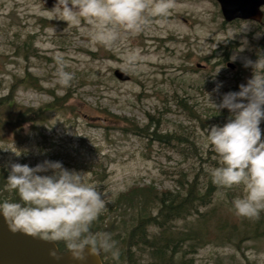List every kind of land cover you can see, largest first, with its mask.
<instances>
[{"label": "rangeland", "instance_id": "rangeland-1", "mask_svg": "<svg viewBox=\"0 0 264 264\" xmlns=\"http://www.w3.org/2000/svg\"><path fill=\"white\" fill-rule=\"evenodd\" d=\"M46 10L41 0H0V98L10 97L33 114L31 120L12 122L0 108V116L7 117L0 122V169L9 173L13 163L32 167L50 160L86 173L106 201L96 221L102 219L99 231L116 242L119 259L113 264L153 263L148 246L163 235L155 226L137 227L138 210L121 198L149 185L173 192L194 174L202 188L211 179L218 158L202 131L222 126L229 113H217L207 94L219 103L224 93L238 91L251 78L252 68L244 64L264 57V7L261 24L226 23L215 0H174L164 22L154 18L139 33L121 30L112 47L94 44L86 22L67 25ZM136 49L139 54L130 67L127 56ZM57 53L64 54L66 70L73 73L67 86L55 75ZM221 55L224 63H219ZM228 62L236 70H229ZM115 70L129 80H116ZM217 83L222 86L213 91ZM179 99L198 112L206 127L189 118ZM260 127L264 138V121ZM154 131L180 134L188 142L177 145L168 138L161 143L153 140ZM211 185L208 204L197 215L166 225L167 239L188 233L196 238L192 243L185 239L179 254L178 246L172 247L173 261L264 264V239L250 238L245 226L254 218L238 216L232 208L243 186L222 188L212 180ZM0 195L6 199L4 192ZM149 207L144 213L155 215ZM259 216L264 217V210ZM53 242L66 249L64 242Z\"/></svg>", "mask_w": 264, "mask_h": 264}, {"label": "clouds", "instance_id": "clouds-1", "mask_svg": "<svg viewBox=\"0 0 264 264\" xmlns=\"http://www.w3.org/2000/svg\"><path fill=\"white\" fill-rule=\"evenodd\" d=\"M173 6L174 0H57L51 11L67 25L86 22L94 44L112 47L121 30L139 33L154 18L164 22ZM138 54V49L129 51L126 63L130 67ZM67 63L64 54L57 53L55 75L64 86L73 79ZM244 66L252 68V75L238 91L224 93L219 103L210 101L207 94L212 108L217 113L226 109L229 118L222 126L212 125L202 132L219 161L210 171L212 182L222 188L242 185L243 195L233 200L232 208L238 216L251 219L264 210V138L260 127L264 121V57L255 62L246 60ZM221 86L217 83L213 91ZM85 176L64 168L60 161L44 160L32 167L11 164L6 181L18 200L0 199V217L8 231L62 241L77 264H83L86 255L100 252L119 259L111 234L91 229L106 210V201ZM49 256L57 258L54 252Z\"/></svg>", "mask_w": 264, "mask_h": 264}, {"label": "trees", "instance_id": "trees-1", "mask_svg": "<svg viewBox=\"0 0 264 264\" xmlns=\"http://www.w3.org/2000/svg\"><path fill=\"white\" fill-rule=\"evenodd\" d=\"M228 44L225 43V47L227 48ZM219 63H224L226 61L224 55L220 56ZM178 106H181L188 112V116L191 120H196L200 127L205 125V121L202 120L198 112H193L188 109V107H185V103L178 100ZM0 108H4L3 113L9 114L10 119L14 121H18L20 118L21 120H31L33 118V114H29L26 111H23L20 107L16 106L15 103L10 100V97H4L0 98ZM1 114V113H0ZM7 117L2 118V115L0 116V122H3ZM153 140L164 143L168 142V138L171 140V142H175L177 145L188 142L183 136L180 134H174V135H162L158 134L156 131L152 133ZM181 152V151H180ZM218 166H219V161ZM8 172L3 170V168L0 169V193L2 194L4 192L5 198L10 200H18V194L15 193L14 190L10 189L7 185V177ZM185 183H180L178 186V189L173 192H161L154 189L151 185L147 187H143L140 190L130 192L128 196L125 198H121L123 202H126L130 205L132 209L138 210L137 215L139 216L137 227H142V225L146 226H155L160 229V234H162V238L158 240H152L150 241V256L153 260V263L150 264H193L191 259L189 260H183V258H179L177 261H173L172 255L175 254V251L172 249V247L178 246V251H176V254L178 252L180 247L182 245V242L186 239L187 242H196V238L191 235V233L187 234V237H180L174 241L172 238L167 239L166 233V225L169 222H172L173 220H178L182 217H190L193 215H197L200 208H204L208 204V197L211 194V189L213 188L211 185V179L208 178L207 184L204 188H202V184L200 183V176L197 174H194L192 176L190 181H187L185 179ZM185 185V189L183 190ZM203 190V191H201ZM1 196V195H0ZM127 200V201H126ZM150 205V211H155V215L146 214L144 213L147 209V207ZM200 215V214H199ZM144 222L146 224H144ZM103 225L102 219L99 218L98 221H95L91 225L92 231H99V228ZM168 226V225H167ZM246 229L250 231V238L253 239H264V217L259 216L258 218H254L251 223L245 224ZM165 234V235H164ZM43 238V237H41ZM44 239V238H43ZM142 245H145V241L141 242ZM58 250L60 252H63L66 249H62L58 244H56ZM196 246V243H193L192 245H189V248H192ZM99 254V253H98ZM167 254L171 255L168 256Z\"/></svg>", "mask_w": 264, "mask_h": 264}, {"label": "water", "instance_id": "water-1", "mask_svg": "<svg viewBox=\"0 0 264 264\" xmlns=\"http://www.w3.org/2000/svg\"><path fill=\"white\" fill-rule=\"evenodd\" d=\"M224 22L235 20L252 21L261 24L263 20L262 7L264 0H215ZM57 0H41V5L49 10L53 9ZM226 67L234 71L235 65L226 63ZM116 80L125 82L129 77L120 70H115ZM49 252L56 253V259L49 256ZM0 264H77L71 259L69 250L59 252L55 243L41 237H32L20 232L8 231L3 218L0 217ZM83 264H102L99 255H86Z\"/></svg>", "mask_w": 264, "mask_h": 264}, {"label": "flooded vegetation", "instance_id": "flooded-vegetation-1", "mask_svg": "<svg viewBox=\"0 0 264 264\" xmlns=\"http://www.w3.org/2000/svg\"><path fill=\"white\" fill-rule=\"evenodd\" d=\"M99 257H100V260H101L102 264H113L114 263L113 262V258H111L109 254H105V255L102 256L99 253Z\"/></svg>", "mask_w": 264, "mask_h": 264}]
</instances>
